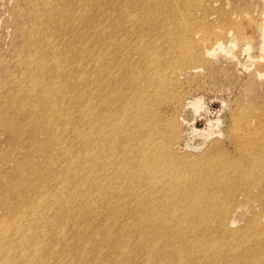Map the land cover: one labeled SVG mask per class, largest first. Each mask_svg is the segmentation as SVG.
Masks as SVG:
<instances>
[{
	"label": "rangeland",
	"instance_id": "1",
	"mask_svg": "<svg viewBox=\"0 0 264 264\" xmlns=\"http://www.w3.org/2000/svg\"><path fill=\"white\" fill-rule=\"evenodd\" d=\"M70 7L59 2L48 21L60 31L55 84L71 83L63 107H48L59 108L54 130L33 135L12 214L0 209V264H264V77L249 79L264 73V0H71ZM5 19L0 6L2 51ZM208 35L198 51L192 40Z\"/></svg>",
	"mask_w": 264,
	"mask_h": 264
},
{
	"label": "bare ground",
	"instance_id": "2",
	"mask_svg": "<svg viewBox=\"0 0 264 264\" xmlns=\"http://www.w3.org/2000/svg\"><path fill=\"white\" fill-rule=\"evenodd\" d=\"M73 1V0H72ZM165 1V0H164ZM177 1V0H176ZM10 2L12 5H10ZM59 2L64 3L65 8L67 10H71L70 4L71 0H0V6L3 10V14L7 19L4 20V29L7 32L9 37L8 42L4 51L0 49V209L2 206L5 207L9 215L12 214V201L17 199L18 195H12V188H14V184L20 178L24 177V173H22L25 168H27L26 172L30 173L31 167V157H30V142L32 144H36V135L33 136L36 132L45 131L48 132L53 131V124H57L59 120L58 111L50 110L48 107H63V98H65L64 92L66 94V87L71 82L65 79L62 83V87L58 84L61 79V74L59 73L60 69L58 67H54L55 64L58 63L56 60L60 51H55L58 46V38L60 35V31L57 30L58 24L56 21L49 22L48 20L53 17L58 11L57 7ZM8 3V4H7ZM23 4V5H22ZM75 4V3H74ZM73 6V5H72ZM75 6V5H74ZM263 7V6H262ZM263 9V8H262ZM180 12V11H179ZM262 13V12H261ZM238 14V13H237ZM240 15V14H239ZM263 16V15H262ZM146 17V16H145ZM24 18V20H23ZM262 19V17H261ZM264 19V18H263ZM47 20V21H46ZM223 21V20H222ZM238 22V21H237ZM227 23V22H224ZM206 25V23L204 22ZM209 24V23H208ZM2 25V26H3ZM227 26V25H226ZM229 26V25H228ZM264 28V20L262 24ZM51 27H55L54 31L50 29ZM230 27V26H229ZM210 28V27H209ZM227 28V27H226ZM258 28V27H257ZM212 29V28H211ZM226 30V29H225ZM229 30V29H228ZM258 30V29H257ZM262 28L260 29V31ZM238 31V30H237ZM263 31V30H262ZM242 32V31H241ZM237 33V32H236ZM240 33V32H239ZM238 33V34H239ZM259 33V32H258ZM215 37H217L219 33H214ZM235 34V33H234ZM47 35L48 37H44ZM210 36L204 37V39H198L197 41L192 40L193 44L198 48V51H201L203 48L201 45L207 46L209 44L206 42L209 40ZM240 38V37H239ZM236 43V41L234 42ZM241 43V42H240ZM245 43V42H244ZM211 45V42H210ZM237 45V44H236ZM64 46V45H63ZM209 46V45H208ZM67 46L65 45V48ZM232 47V46H230ZM234 47V45H233ZM237 47V46H236ZM235 48V47H234ZM244 48V47H243ZM231 49L232 48H227ZM230 50V51H231ZM228 52V51H227ZM242 52V49L241 51ZM57 53V55H56ZM223 53V52H222ZM232 53V52H231ZM228 54V53H226ZM230 55V54H229ZM26 56V58H25ZM215 56V55H214ZM211 56V64L216 66L217 58ZM228 56V55H227ZM229 57V56H228ZM231 58V57H230ZM235 58V57H234ZM232 60V59H231ZM224 63V62H223ZM189 65H183L185 69H189L193 62H190ZM236 65V64H234ZM238 67V66H237ZM62 69H66V66L63 65ZM235 68V67H234ZM258 71V70H257ZM235 72V71H234ZM238 73V72H237ZM254 76L255 80H259V77H264V73H251V76ZM27 76V78H26ZM59 80L57 83L55 82ZM27 81H32L31 83H36L35 85L31 84V87L27 89ZM74 81V80H73ZM54 83V84H53ZM251 85L254 84V80L250 82ZM259 86L264 88V81L258 84ZM29 86V85H28ZM246 89V87H244ZM243 89V88H242ZM249 91V90H248ZM75 93V90L72 92ZM72 93H70L72 95ZM253 93V92H251ZM69 95V92H68ZM81 95V94H80ZM29 96V98H27ZM71 97V96H70ZM73 97V95H72ZM74 98V97H73ZM72 98V100H73ZM79 98V97H78ZM69 99V97L67 98ZM76 100V99H74ZM75 103V102H74ZM79 103V101L77 102ZM70 106H77L73 103H70ZM74 107V108H75ZM76 107V108H77ZM84 107V106H83ZM86 107V106H85ZM101 107V106H100ZM36 108H42V114L35 113ZM73 108V109H74ZM80 109V108H79ZM86 109V108H85ZM38 110V109H37ZM119 110V109H118ZM39 111V110H38ZM41 111V109H40ZM50 114H49V113ZM113 112V111H112ZM86 113V112H85ZM119 113V111H118ZM117 113V114H118ZM129 113V112H128ZM74 114V113H73ZM72 114V115H73ZM77 114V112H76ZM125 114V113H124ZM43 115V118L40 116ZM66 115V114H65ZM49 116V117H48ZM77 116V115H76ZM75 116V117H76ZM94 116V115H93ZM118 116V115H117ZM79 116H77L78 118ZM116 117V116H115ZM134 117V116H133ZM253 118H256V115L253 114ZM251 117V119H252ZM82 118V117H81ZM97 118V117H96ZM117 118V117H116ZM61 119V118H60ZM71 119V118H70ZM147 119V118H146ZM63 120V119H62ZM66 120V119H65ZM80 120V118H79ZM112 120V119H111ZM259 120V119H258ZM78 121V119L76 120ZM252 122L251 120H249ZM54 122V123H53ZM61 123V121H59ZM67 122V121H64ZM70 121L68 120V123ZM74 122V121H73ZM258 122V121H257ZM30 123V124H29ZM97 123V122H96ZM114 123V122H113ZM70 124V123H69ZM76 124V123H75ZM60 125V124H58ZM74 125V124H71ZM70 125V126H71ZM53 126V127H52ZM96 126V125H95ZM140 126V125H139ZM93 127V126H92ZM61 128V127H60ZM58 128V132L59 131ZM73 128V126H72ZM139 128V127H138ZM62 129V128H61ZM82 129V128H81ZM142 129V128H141ZM71 130V129H70ZM78 130V129H77ZM97 130V129H95ZM81 131V130H80ZM57 132V133H58ZM73 132V131H72ZM59 136V134H57ZM74 133V132H73ZM54 135V133H52ZM30 135V136H29ZM39 135V134H38ZM101 135V134H100ZM99 135V136H100ZM114 135V134H113ZM119 135V134H118ZM32 136L34 138H32ZM84 136V135H83ZM30 137L32 140H30ZM43 137V136H42ZM51 137V136H50ZM67 137V136H66ZM74 137V135H73ZM49 138V136H48ZM65 138V137H64ZM63 138V139H64ZM69 138V137H68ZM67 138V140H69ZM44 139V138H43ZM52 139V138H51ZM55 139V138H54ZM79 139V138H77ZM87 139V138H86ZM90 139V138H89ZM124 139V138H123ZM61 140V139H60ZM73 140V138H71ZM85 140V139H84ZM102 139L101 141H103ZM49 142V139L46 140ZM57 141V140H56ZM70 141V140H69ZM42 142V140H41ZM45 142V141H44ZM47 142V143H48ZM60 142V141H59ZM58 142V143H59ZM72 142V141H70ZM107 142V141H106ZM46 143V142H45ZM50 143V142H49ZM61 143V142H60ZM66 143V140H65ZM102 144V143H101ZM132 144V143H131ZM42 145V144H41ZM45 144L43 143V146ZM48 145V144H47ZM65 145V144H64ZM85 145V144H84ZM96 145L99 146L97 143ZM103 145V144H102ZM42 146V147H43ZM46 146V145H45ZM51 146V145H50ZM95 146V145H94ZM35 147V146H34ZM33 147V148H34ZM49 147V145H48ZM70 147V146H69ZM87 147V146H86ZM121 147V146H120ZM57 148V147H56ZM62 148V147H61ZM136 148V147H135ZM138 148V147H137ZM140 148V147H139ZM52 149V148H51ZM64 149V148H63ZM87 149V148H86ZM100 149V148H99ZM118 149V147H117ZM261 149V148H260ZM37 150V149H35ZM59 150V149H56ZM49 151V150H48ZM54 151V150H53ZM52 153L54 154V152ZM32 152V151H31ZM56 152V151H55ZM58 152V151H57ZM71 152V151H69ZM74 152V151H73ZM106 152V151H105ZM18 153H22V157L20 160L15 158V155ZM38 153V152H36ZM51 153V154H52ZM135 153V152H134ZM137 153V152H136ZM260 153V152H259ZM42 155V153H40ZM50 154V155H51ZM73 154V153H72ZM261 154V153H260ZM13 155V156H12ZM34 155V153H33ZM32 155V156H33ZM56 155V154H55ZM66 155V153H65ZM44 156V154H43ZM63 156V155H62ZM206 156V155H205ZM50 157V156H49ZM57 157V156H56ZM150 157V156H148ZM259 157V156H258ZM43 158V157H42ZM53 158V157H52ZM151 158V157H150ZM260 158V157H259ZM50 159V158H49ZM61 159V158H60ZM84 159V158H83ZM264 159V158H263ZM56 160V159H55ZM54 160V161H55ZM87 160V159H86ZM44 161V160H43ZM51 161V160H48ZM53 161V162H54ZM65 161V160H64ZM181 161V160H180ZM177 162V161H176ZM199 162V161H198ZM13 163V169H12ZM41 163V162H40ZM44 163V162H43ZM62 163V162H61ZM8 164H11L8 167ZM51 164V162H50ZM68 164V163H67ZM75 164V163H74ZM84 164V163H83ZM33 165V164H32ZM42 165V164H41ZM73 165V164H72ZM54 166V165H53ZM58 166V165H57ZM89 166V165H88ZM64 167V166H63ZM86 168V167H85ZM171 169V168H170ZM194 169V168H193ZM35 169H32V171ZM61 171V170H59ZM88 171V170H87ZM41 172V169H40ZM39 172V173H40ZM57 172V171H56ZM55 172V174H56ZM61 173V172H60ZM51 175V172L49 173ZM174 174V173H173ZM200 174V173H199ZM33 175V174H32ZM63 175V174H62ZM203 175V174H202ZM39 176V175H38ZM37 176V177H38ZM48 176V175H46ZM69 176V175H68ZM40 177V176H39ZM56 177V176H55ZM70 177V176H69ZM79 177V176H78ZM64 178V177H63ZM54 179V178H53ZM245 179V178H243ZM33 180V179H32ZM62 180V179H61ZM197 180V179H196ZM211 180V179H210ZM209 180V181H210ZM41 182V181H39ZM50 182V181H49ZM48 182V183H49ZM55 184V181H52ZM239 182V181H238ZM19 183V182H17ZM207 183V182H206ZM209 183V182H208ZM248 183H250L248 181ZM253 183V182H251ZM40 184V183H38ZM203 184V183H202ZM240 184V183H239ZM261 184V183H260ZM22 186V184H20ZM31 185V184H30ZM37 185V184H36ZM46 185L47 182H46ZM206 185V184H205ZM215 185V184H214ZM248 185V184H247ZM255 185V184H254ZM18 186V185H17ZM15 186V187H17ZM34 186V184L32 185ZM49 186V185H48ZM51 186V185H50ZM186 186V185H185ZM208 186V185H207ZM67 187V186H66ZM205 187V186H204ZM220 187V186H219ZM18 188V187H17ZM35 188V186H34ZM38 188V187H37ZM53 188V187H52ZM188 188V187H187ZM192 188V187H191ZM201 188V187H200ZM199 188V189H200ZM33 189V187H32ZM209 189V187H208ZM221 189V188H220ZM52 190V189H51ZM243 190V189H242ZM39 191V188H38ZM251 191V190H250ZM123 193V192H122ZM249 193V191H248ZM245 194V193H244ZM25 195H27L25 193ZM131 195V194H130ZM198 195V194H197ZM252 195V194H251ZM18 196V198H19ZM32 197V196H31ZM129 197V196H128ZM206 197V196H205ZM24 198V197H23ZM33 198V197H32ZM202 198V196H201ZM217 198V197H216ZM27 199V198H26ZM206 199V198H205ZM32 200V199H31ZM199 200V199H198ZM25 201V200H24ZM23 201V202H24ZM55 201V200H54ZM18 202V201H17ZM39 202V200H38ZM30 203V202H29ZM34 203V201H33ZM77 203V202H76ZM26 204V203H25ZM28 204V203H27ZM38 204V203H37ZM57 203H55L56 205ZM200 204V203H199ZM17 205V204H16ZM179 205V204H178ZM49 206V205H48ZM62 206V205H61ZM106 206V204H105ZM112 206V205H111ZM118 206V205H117ZM195 206V205H194ZM63 207V206H62ZM65 207V206H64ZM63 207V208H64ZM74 207V205H73ZM100 207V206H98ZM104 207V206H103ZM121 207V206H120ZM201 207V206H200ZM54 208V207H53ZM66 208V207H65ZM33 209V207H32ZM31 209V210H32ZM37 209V208H36ZM52 209V208H51ZM79 210V208H78ZM77 210V211H78ZM105 210V209H104ZM44 211V210H43ZM48 211V210H47ZM46 211V212H47ZM51 211V210H50ZM107 211V210H106ZM132 212V211H131ZM202 212V211H201ZM71 213V211H70ZM110 213V212H109ZM224 213V212H223ZM26 214V213H25ZM28 214V213H27ZM105 214V213H104ZM107 214V213H106ZM105 214V215H106ZM116 214V213H115ZM123 214V213H122ZM126 214V213H125ZM129 214V213H128ZM229 214V213H228ZM50 215V214H49ZM76 215V214H75ZM102 215V214H101ZM230 215V214H229ZM228 215V216H229ZM47 216V215H46ZM125 216V215H124ZM129 216V215H128ZM255 216V215H254ZM45 217V216H44ZM50 217V216H47ZM70 217V216H69ZM86 217V216H85ZM87 218V217H86ZM228 218V217H227ZM29 219V218H28ZM31 219V218H30ZM33 219V218H32ZM73 219V218H72ZM76 219V218H75ZM101 220V218H99ZM105 219V218H104ZM102 219V220H104ZM124 219V218H123ZM140 219V218H139ZM253 219V218H252ZM255 219V218H254ZM23 220V219H22ZM39 220V219H37ZM80 220V217H79ZM112 220V219H111ZM256 220V219H255ZM258 220V217H257ZM19 221V220H18ZM17 221V222H18ZM41 221V220H40ZM46 221V220H45ZM65 221V220H64ZM110 221V220H109ZM123 222V220H121ZM15 222V221H14ZM29 222V221H28ZM35 222V221H34ZM77 222L78 219H77ZM112 222V221H110ZM222 222V221H221ZM251 222V221H249ZM256 222V221H255ZM2 223V222H1ZM48 223V222H47ZM65 223V222H64ZM75 222H73L74 224ZM219 223V222H218ZM252 223V222H251ZM5 224V222H4ZM71 224V223H70ZM68 224V225H70ZM76 224V223H75ZM109 224V223H108ZM111 224V223H110ZM124 224V223H123ZM223 224V223H222ZM12 225V223H11ZM34 225V224H33ZM32 225V227H33ZM36 225V224H35ZM88 225V223L86 224ZM101 225V224H100ZM147 225V224H146ZM154 225V223H153ZM206 225V224H205ZM209 225V224H208ZM254 225V224H253ZM1 226V225H0ZM18 226V224H17ZM48 227L47 225H45ZM63 226V225H62ZM111 226V225H110ZM118 226V225H117ZM124 226V225H123ZM156 226V225H154ZM158 226V225H157ZM261 226V225H260ZM24 227V226H23ZM37 227V226H36ZM71 227V226H70ZM69 227V229H70ZM77 227V226H75ZM101 227V226H100ZM112 227V226H111ZM116 227V226H115ZM255 227V226H254ZM1 228V227H0ZM4 228V227H2ZM18 228V227H17ZM38 228V227H37ZM63 228V227H62ZM80 228V227H79ZM64 229V228H63ZM78 229V227H77ZM99 229V226H98ZM117 229V228H115ZM206 229V228H205ZM208 229V228H207ZM227 229V228H226ZM5 230V229H4ZM84 230V229H83ZM82 230V231H83ZM97 230V229H96ZM113 230V229H112ZM222 230V229H220ZM228 230V229H227ZM242 230V229H241ZM252 230V229H251ZM39 231V230H38ZM67 231V230H66ZM152 231V230H151ZM207 231V230H205ZM32 232V231H31ZM30 232V233H31ZM91 232V231H90ZM89 232V233H90ZM98 232V230H97ZM105 232V231H104ZM145 232V231H144ZM147 232V231H146ZM255 232V231H254ZM70 233V231L68 232ZM74 233V230H73ZM77 233V232H76ZM80 233L81 230H80ZM86 233V232H83ZM82 233V234H83ZM92 233V232H91ZM99 233V232H98ZM107 233V232H106ZM105 233V234H106ZM50 234V233H49ZM66 234V233H65ZM75 234V233H74ZM87 234V233H86ZM93 234V233H92ZM100 234V233H99ZM125 234V233H124ZM135 234V233H134ZM165 234V233H164ZM220 234V233H219ZM96 235V234H95ZM103 235V234H102ZM119 235V233H118ZM224 235V233H223ZM239 235V234H237ZM247 235V234H246ZM249 235V234H248ZM30 236V235H29ZM34 236V235H33ZM37 236V235H36ZM71 236V235H70ZM75 236V235H74ZM83 236V235H82ZM86 236V235H85ZM91 236V235H90ZM89 236V237H90ZM125 236V235H124ZM220 236V235H219ZM27 237V236H26ZM48 237V236H47ZM80 237V236H79ZM87 237V236H86ZM106 237V236H105ZM105 237L103 239H105ZM114 237V236H113ZM152 237V236H151ZM234 237V236H233ZM244 237V236H243ZM70 238V237H69ZM72 238V237H71ZM81 238V237H80ZM99 238V237H98ZM139 238V237H138ZM147 238V237H146ZM73 239V238H72ZM88 239V238H87ZM114 239V238H113ZM136 239V238H135ZM157 239V238H156ZM225 239V238H224ZM232 239V238H230ZM237 239V238H236ZM241 240V238H239ZM244 240V238H242ZM18 240V239H17ZM32 240V239H31ZM35 240V239H34ZM57 240V239H56ZM54 241L57 242V241ZM66 240V239H65ZM80 240V239H79ZM78 240V241H79ZM82 240V239H81ZM89 240V239H88ZM95 240V239H94ZM102 240V238H101ZM143 240V239H142ZM141 240V241H142ZM148 238L146 239V241ZM163 240V239H162ZM179 240V239H178ZM19 241V240H18ZM41 241V240H40ZM52 241V240H51ZM70 241V240H69ZM77 241V240H76ZM77 241V242H78ZM87 241V240H85ZM111 241V240H110ZM109 241V242H110ZM133 241V240H131ZM239 241V240H238ZM36 242V241H35ZM60 242V241H59ZM66 242V241H65ZM80 242V241H79ZM83 242V241H82ZM93 242V241H92ZM91 242V243H92ZM105 242V241H104ZM113 242V241H111ZM251 242V241H250ZM255 242V241H254ZM259 242V241H258ZM22 243V242H21ZM52 243V244H54ZM58 243V242H57ZM90 243V244H91ZM136 243V242H135ZM139 243V242H138ZM145 243V242H144ZM224 243V242H223ZM252 243V242H251ZM25 244V243H24ZM64 244V243H62ZM72 244V243H71ZM78 244V243H77ZM80 244V243H79ZM84 244V243H83ZM100 244V243H99ZM116 244V243H115ZM132 244V243H131ZM142 244V243H141ZM4 245V244H3ZM18 245V244H17ZM33 245V244H32ZM47 245V244H46ZM106 245V244H105ZM111 245V244H110ZM134 245V244H133ZM140 245V244H139ZM223 245V244H222ZM227 245V244H226ZM225 245V246H226ZM236 245V244H235ZM43 246V245H42ZM67 246V243L65 244ZM91 246V245H90ZM115 246V245H114ZM130 246V245H129ZM138 246V245H137ZM143 246V245H142ZM142 246H139L140 249ZM229 246V245H228ZM45 247V246H44ZM47 247V246H46ZM50 247V246H48ZM56 247V246H55ZM58 247V246H57ZM56 247V248H57ZM64 247V246H63ZM62 247V248H63ZM73 245H70L68 249L71 250ZM77 247V245H76ZM145 247V245H144ZM151 247V246H150ZM230 247V246H229ZM234 247V246H233ZM249 247V246H248ZM40 248V247H39ZM42 248V247H41ZM52 248V246H51ZM55 248V249H56ZM74 248V247H73ZM79 248V247H78ZM84 248V246H83ZM134 248V246H133ZM138 248V247H137ZM245 248V247H244ZM247 248V247H246ZM53 249V248H52ZM76 249V248H74ZM82 249V248H81ZM92 249V248H91ZM87 249V250H91ZM115 250V248H113ZM131 249V248H130ZM129 249V250H130ZM227 249V248H226ZM243 249V247H241ZM39 250V249H38ZM44 250V249H43ZM48 250V249H47ZM50 250V248H49ZM63 251V249H61ZM137 250V249H136ZM139 250V249H138ZM137 250V251H138ZM172 250V249H171ZM246 250V249H245ZM54 251V250H53ZM80 251V248H79ZM117 251V250H116ZM127 251V250H126ZM44 252V251H43ZM72 252V251H71ZM75 252V250L73 251ZM81 252V251H80ZM144 252V251H143ZM170 252V251H169ZM172 252V251H171ZM67 253V251L65 252ZM77 253V251H76ZM129 253V252H128ZM239 253V252H238ZM41 254V252H40ZM44 254V253H43ZM47 254V253H46ZM49 254V253H48ZM55 254V252L53 253ZM159 254V253H158ZM163 254V253H162ZM165 254V253H164ZM233 254V253H232ZM249 254V253H248ZM251 254V253H250ZM113 255V254H112ZM111 255V256H112ZM141 255V253H140ZM152 255V254H151ZM172 255H174L172 253ZM29 256V255H28ZM72 256H75L72 255ZM79 256V255H78ZM169 256V255H168ZM20 257V256H19ZM45 257V256H44ZM47 257V256H46ZM65 257V256H64ZM81 257V256H80ZM79 257V258H80ZM98 257V256H97ZM115 257V255H114ZM118 257V256H117ZM127 257V256H126ZM125 257V258H126ZM130 257V256H129ZM230 257V256H229ZM248 257V256H247ZM252 257V256H251ZM3 258V257H2ZM22 258V257H21ZM30 258V257H29ZM61 258V257H60ZM67 258V257H66ZM70 258V257H69ZM68 258V259H69ZM77 259V256L75 257ZM78 258V259H79ZM86 258V255L85 257ZM124 258V257H123ZM122 258V259H123ZM132 258V257H131ZM130 258V259H131ZM228 258V257H227ZM232 258V257H231ZM47 259V258H46ZM77 259V261H78ZM81 259V258H80ZM101 259V258H100ZM98 259V260H100ZM108 259V258H107ZM114 259V258H113ZM121 259V257H120ZM128 259V257H127ZM159 259V258H158ZM164 259V258H163ZM168 259V258H167ZM198 259V258H197ZM62 260V259H59ZM87 260V258H86ZM125 260V259H124ZM223 260V259H222ZM9 261V260H8ZM45 261V260H44ZM64 261V260H63ZM68 261V260H67ZM72 261V260H70ZM83 261V260H82ZM85 261V260H84ZM108 261V260H107ZM110 261V260H109ZM108 261V262H109ZM113 261V260H112ZM112 261H110L112 263ZM117 261V259H116ZM133 261V259H131ZM130 261V262H131ZM247 261V260H246ZM251 261V260H250ZM6 262V261H5ZM88 262V261H87ZM99 262V261H97ZM158 262V261H157ZM248 262V261H247ZM39 263V262H38ZM73 263V262H72ZM83 263V262H81ZM134 263V262H133ZM249 263V262H248ZM7 264V263H6ZM40 264H42L40 262ZM85 264V263H84ZM101 264V263H100ZM168 264V263H167Z\"/></svg>",
	"mask_w": 264,
	"mask_h": 264
}]
</instances>
